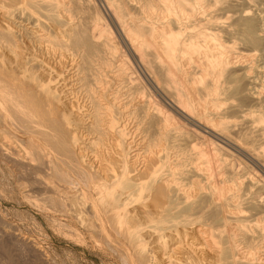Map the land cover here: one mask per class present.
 I'll return each mask as SVG.
<instances>
[{"label": "bare ground", "instance_id": "bare-ground-1", "mask_svg": "<svg viewBox=\"0 0 264 264\" xmlns=\"http://www.w3.org/2000/svg\"><path fill=\"white\" fill-rule=\"evenodd\" d=\"M97 1L137 72L128 73L121 63L119 81L135 83L141 73L152 94L158 95L161 88L174 85L179 106L169 101L164 108L185 121H167L172 119L170 111L166 121H140L144 103L139 90L119 94L100 89L102 71L93 70L92 55L105 46L111 53L119 50L113 38L103 41L107 30L101 25L90 31L77 28L61 11V0H0L1 163L15 177L23 197H31V189L41 193L54 212H68L78 234L100 238L108 248L122 251L118 247L122 238L137 264H259L240 252L238 237L248 233L238 214L239 187L223 176L227 153H220L223 146L215 142L219 139L209 124L193 121L188 108L184 110L189 104L179 87L192 91L194 85L178 76L175 54L193 36L154 26L138 39L141 25L133 22V29L123 30L119 6L113 0ZM162 1L167 15L175 17L173 22L188 18L185 0ZM234 25L240 36L254 42L252 19L241 15ZM149 48L153 62L146 59ZM204 48V74L215 69V79L222 76L234 61L224 55L219 35L208 36ZM69 50L79 54V62L64 61ZM90 71L95 73L93 80ZM185 126L194 127L196 135L178 144L179 137L187 134ZM199 132L213 140L199 137ZM188 150H195V156L190 157ZM187 162L190 168H185ZM22 179H28L31 187L27 189ZM253 179L249 185L256 186ZM250 207L256 209L258 204Z\"/></svg>", "mask_w": 264, "mask_h": 264}, {"label": "rangeland", "instance_id": "rangeland-1", "mask_svg": "<svg viewBox=\"0 0 264 264\" xmlns=\"http://www.w3.org/2000/svg\"><path fill=\"white\" fill-rule=\"evenodd\" d=\"M83 2L84 4H82ZM98 3L97 0H61L63 5L61 11L70 18V21L79 26L77 28H88L90 31L102 26L107 30L102 37L103 41L110 37L113 38L112 42L117 44V47L119 45V50L115 53H111L105 46L92 55L93 70L102 71L104 85L100 86V89H106L107 92L117 90L119 94L126 90L128 93L134 92L135 89L139 90L140 97H143L140 98V102L144 103V108L140 109V121H164L165 115L169 111L172 112V119L167 121H185L174 114L173 110H167L166 106L164 108V104L167 105L166 103L169 101L179 106V96L174 85L160 87L162 93L158 95V93L152 94L150 86L145 83L141 73L135 83L119 81L123 75L120 70L121 63L125 64L128 73L133 71V75H137V72L134 62L127 56L124 46L121 45L113 25L104 14L103 7ZM113 3V5H118L121 11L123 30L125 27L133 29V22L142 26L143 30L138 33L140 35L138 39L143 40L142 31L149 32L154 26L163 27L165 31L179 30L193 36L190 42L185 43L186 46L180 44L177 47V54H175L178 76L186 77L189 86L193 83L192 91L196 92V94L194 92L192 94V91L187 88L179 87L183 98L189 104L184 110L187 112L186 108H188L189 112L193 113L192 115L189 113L193 121L201 120L200 122L205 125L208 123L207 126L212 129L214 134L216 133L215 136L220 140L215 142L223 146L220 153H227V155H223L226 160L222 168L223 176L227 178V183L237 184L236 187H239L238 194L241 204H239L238 214L244 219L241 223L242 229H246L248 233L246 238L242 237L243 235L238 237L240 249L242 248L240 252L247 257H253L255 262L264 264V0H185V7L190 14L181 23L173 22L175 17L167 15L162 0H113ZM241 15L253 20L254 26L251 27V35L255 39L254 42L247 41L238 34L234 22ZM160 17L164 19L160 20ZM45 22L49 24L48 21L45 20ZM211 34L219 35L226 52L224 55H228L234 61L223 75L216 79L215 69L209 71L207 76L203 72V66L207 63L204 50L205 39ZM120 51L123 54L119 53ZM55 52L54 55L57 56L58 51ZM65 53L64 61H70L72 58H74L73 62L80 61L77 52L73 51L72 53L69 50ZM200 53L201 55H199ZM186 57H189V60ZM184 58L186 59L182 61ZM146 59L153 62V49L147 50ZM185 64L187 69L184 68ZM88 76L93 80L95 73L90 71ZM196 79H199L198 82ZM197 100L200 102L196 103ZM182 106L180 104V107ZM194 107L199 108L195 109ZM146 112L149 115L154 114V117L150 118ZM173 115L175 116L173 117ZM143 122L140 126L143 125ZM193 128L187 126L185 128L187 134L182 133L183 136L179 137L177 143L185 144L189 141V136H195L197 130ZM142 130H140V136L143 134ZM171 135H174L173 131H171ZM204 136L210 138L209 135L199 132V137ZM201 148L204 147L201 146ZM187 153L190 157L195 156V150H188ZM186 164L185 168L191 167L190 162ZM12 175L0 161V264H137L127 241H122L121 238L118 247L122 251H119L115 250L116 248H108L100 238L90 237L82 232L78 234L75 231L78 229V225L67 216L68 212L62 210L60 212L59 209L54 212L48 205H45L44 195L34 192L32 189L31 197L24 196V198ZM250 179L255 180L256 186L249 185ZM22 181L23 184L27 183L24 184L28 185L27 189L31 187L28 184V179H22ZM253 202L258 204L256 209L250 207V203ZM3 228L10 229V232L4 233Z\"/></svg>", "mask_w": 264, "mask_h": 264}]
</instances>
